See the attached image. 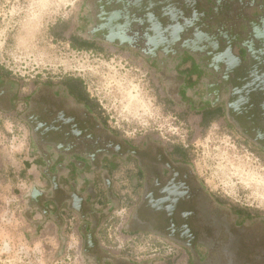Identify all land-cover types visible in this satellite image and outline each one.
<instances>
[{
  "label": "flooded vegetation",
  "instance_id": "1",
  "mask_svg": "<svg viewBox=\"0 0 264 264\" xmlns=\"http://www.w3.org/2000/svg\"><path fill=\"white\" fill-rule=\"evenodd\" d=\"M159 1L166 0H85L78 33L98 34L95 40L110 53L144 55L160 71L165 101L183 108L188 103L220 107L223 117L264 151V0L175 1L172 8L182 13L180 21L193 23L181 37L201 38L200 46L205 47L198 49L181 42L170 44V32L176 29L169 27L168 2L160 6ZM112 11L119 17L115 34L107 40L110 26L105 18ZM189 55L198 68L195 79L178 70L179 62ZM13 95L0 86V109L9 110L17 103ZM240 96L251 102L249 111L236 113ZM19 101L27 105L23 116L31 129L39 171L52 180L50 193L32 192L34 206L61 224L66 221L63 215H73L89 261L264 264V214L247 213L219 199L185 152L174 147L176 143L153 133L126 136L63 78L37 83L33 93ZM115 159L132 165L130 180L136 187L134 204L119 230L129 250L118 254L111 251L103 232L113 226L105 229L103 216L114 209L103 215L90 212L84 196L91 190L81 186L93 175L110 181V172L103 168ZM64 175L70 179L68 192L62 188ZM142 245L150 247V256L138 260L136 250Z\"/></svg>",
  "mask_w": 264,
  "mask_h": 264
},
{
  "label": "rangeland",
  "instance_id": "2",
  "mask_svg": "<svg viewBox=\"0 0 264 264\" xmlns=\"http://www.w3.org/2000/svg\"><path fill=\"white\" fill-rule=\"evenodd\" d=\"M84 1L0 0V86L17 101L0 109V264H97L86 257L74 216L63 215L65 224L47 218L31 196L37 154L23 116L27 105L19 100L50 79H82L111 125L131 138L153 133L181 145L219 199L264 214V151L225 117L201 122L195 110L165 101L160 71L144 55L78 45L70 35L84 23ZM127 213L125 206L114 213L106 232L114 254L129 250L119 236ZM136 251L138 260L150 256L148 246Z\"/></svg>",
  "mask_w": 264,
  "mask_h": 264
},
{
  "label": "crops",
  "instance_id": "3",
  "mask_svg": "<svg viewBox=\"0 0 264 264\" xmlns=\"http://www.w3.org/2000/svg\"><path fill=\"white\" fill-rule=\"evenodd\" d=\"M178 70L184 73L185 75H188V79L189 76L195 79L196 78L195 76H197L198 68L193 57L189 55V56H185L183 60L179 62ZM195 82L196 81H194L193 84H195ZM187 105H189V109L195 111H203L205 109L211 108L203 103L201 104L188 103ZM217 109L221 110L220 107H218ZM118 162L121 163L119 159H115L112 163V166H109L107 164L104 165L103 170L106 171L107 173L110 172L109 173L110 181L100 177L99 175H95V176L93 175V177L92 176L87 177V179L82 182L81 184L82 189H84L85 187L87 188L89 187V189L91 190L90 193L84 196L86 202L90 203L91 206L90 212L95 211L96 213L103 215L105 213L104 211L109 209L110 207L111 209H113L118 205L119 206L123 205L124 192L121 189L125 187H126V191L129 192L128 199H135L134 194L136 187L133 185L134 183H132V181L130 180L131 175H134L135 170L132 168V165L128 166L125 165L124 163H121L124 165H122V167L120 168ZM33 164L36 167L35 175L37 178L34 180L35 181L33 187L34 190L32 192L34 193V195H41L46 191L50 193L52 191L51 188L52 180L42 176L41 172L39 171V160L35 158ZM119 172H122V176L124 177V180H122L121 178L118 179V175L116 174ZM61 179H62V188H64L66 192H68L70 190V186H69L70 179L68 180L65 175L62 176ZM111 201H113V203L110 205Z\"/></svg>",
  "mask_w": 264,
  "mask_h": 264
},
{
  "label": "trees",
  "instance_id": "4",
  "mask_svg": "<svg viewBox=\"0 0 264 264\" xmlns=\"http://www.w3.org/2000/svg\"><path fill=\"white\" fill-rule=\"evenodd\" d=\"M78 30L76 31L75 34L70 35V37H73V39L76 41V43L78 45H80V46H82L84 48H89L91 51H96V52L98 51V52H101L103 54H107L108 53V51L106 50V48L104 46L100 45L99 43H97V41L94 38L87 37L86 35H81L80 36L79 33H78ZM63 79H66L68 85L70 86V88L75 93H77L78 95H80L85 101H87L90 104V106L92 108H94L95 111H97L99 114L104 115L106 117L105 113L101 111V107L100 106L98 107L97 106V103H95V100L92 99V97L90 96L89 91L86 89V87H85L82 79H80L78 77H73V76H67V77H64ZM170 101H172V100H170ZM172 102L175 103L174 101H172ZM186 107L189 108V105H187ZM196 112H197L196 113L197 115L201 116V122H203L204 119L206 117L210 116V115H218L219 118H224L223 115H222V111L221 110H218V109L208 108V109H205L203 111H196ZM106 119H107V117H106ZM174 147L180 149L181 151L185 152V154H186V150L181 145L176 144V145H174ZM186 157H187V154H186ZM121 167L122 166H120V168ZM120 178L122 180H124V177L122 176V172H120ZM123 189L126 191V187L123 188ZM128 194H129L128 191H126L124 193V197H123L124 204L121 205L120 209L123 206H125L128 209V211H129V209L134 204V199H128ZM118 207L113 208L114 209L113 212L108 213L106 216H104V218H103L104 226L103 227L105 229L106 228H109L110 225H112L111 221L116 218L113 214L119 211V208ZM245 212H247V213H253V212L248 211V210H246ZM253 214H260V213H253ZM107 231L106 230H103V232H104V238H107V236H106L107 235V233H106Z\"/></svg>",
  "mask_w": 264,
  "mask_h": 264
},
{
  "label": "water",
  "instance_id": "5",
  "mask_svg": "<svg viewBox=\"0 0 264 264\" xmlns=\"http://www.w3.org/2000/svg\"><path fill=\"white\" fill-rule=\"evenodd\" d=\"M177 0H166V1H159V5L161 6V4L163 2H168L170 9L166 12V15L169 17V27L170 30L172 29H176V32H170V36H169V40H170V44L177 42L178 43H182L183 45L187 46V47H194L196 49H198L200 46V42H201V38H199V40L194 39V38H187L184 39V35L181 37V33L183 31H186V33L190 30L191 26L193 25V23L191 21H185V22H181L179 19V15H181V12H178L176 10V8H172L173 5L175 4L174 2ZM167 4V5H168ZM167 7V6H166ZM119 17V13L112 11L110 13H108L106 15V23L110 26V33L105 34L104 39H108V37L113 36L115 34V22ZM87 37H91V38H99L98 34L94 33L93 35L89 36L86 35ZM205 46L201 47L204 48ZM236 113H240V112H244V111H249L250 108L248 107L249 104H251V102L249 101V99H247L244 96H240L236 99Z\"/></svg>",
  "mask_w": 264,
  "mask_h": 264
}]
</instances>
